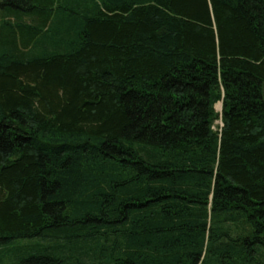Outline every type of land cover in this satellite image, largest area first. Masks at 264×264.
<instances>
[{
  "label": "trees",
  "instance_id": "1",
  "mask_svg": "<svg viewBox=\"0 0 264 264\" xmlns=\"http://www.w3.org/2000/svg\"><path fill=\"white\" fill-rule=\"evenodd\" d=\"M0 264H264V0H0Z\"/></svg>",
  "mask_w": 264,
  "mask_h": 264
},
{
  "label": "rangeland",
  "instance_id": "2",
  "mask_svg": "<svg viewBox=\"0 0 264 264\" xmlns=\"http://www.w3.org/2000/svg\"><path fill=\"white\" fill-rule=\"evenodd\" d=\"M220 105V106H219ZM216 110L218 111V112H221L222 111V103H219V104H217V106H216ZM223 126V123H222V121H218L217 123H216V125H215V130H218V129H220V127H222Z\"/></svg>",
  "mask_w": 264,
  "mask_h": 264
},
{
  "label": "bare ground",
  "instance_id": "3",
  "mask_svg": "<svg viewBox=\"0 0 264 264\" xmlns=\"http://www.w3.org/2000/svg\"><path fill=\"white\" fill-rule=\"evenodd\" d=\"M220 106V105H219Z\"/></svg>",
  "mask_w": 264,
  "mask_h": 264
}]
</instances>
